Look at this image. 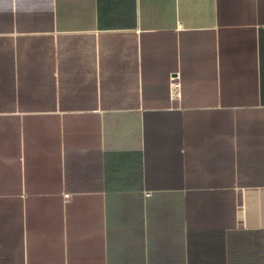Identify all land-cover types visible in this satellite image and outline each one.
Wrapping results in <instances>:
<instances>
[{
	"label": "crops",
	"instance_id": "obj_1",
	"mask_svg": "<svg viewBox=\"0 0 264 264\" xmlns=\"http://www.w3.org/2000/svg\"><path fill=\"white\" fill-rule=\"evenodd\" d=\"M0 264H264V0H0Z\"/></svg>",
	"mask_w": 264,
	"mask_h": 264
},
{
	"label": "built area",
	"instance_id": "obj_2",
	"mask_svg": "<svg viewBox=\"0 0 264 264\" xmlns=\"http://www.w3.org/2000/svg\"><path fill=\"white\" fill-rule=\"evenodd\" d=\"M169 89H170V96L172 100H178L181 97V89H180V77L178 74H175L171 77L170 79V84H169ZM146 195H150V192H147ZM70 194L65 193L64 194V200L70 199Z\"/></svg>",
	"mask_w": 264,
	"mask_h": 264
}]
</instances>
